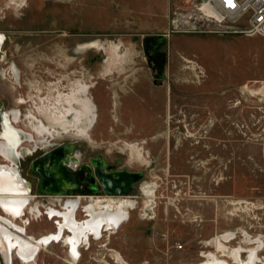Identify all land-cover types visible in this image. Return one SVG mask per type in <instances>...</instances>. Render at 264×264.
Masks as SVG:
<instances>
[{"label":"rangeland","instance_id":"obj_1","mask_svg":"<svg viewBox=\"0 0 264 264\" xmlns=\"http://www.w3.org/2000/svg\"><path fill=\"white\" fill-rule=\"evenodd\" d=\"M204 1L0 0V33L10 36L0 43L4 112L33 137L23 135L28 154L14 160L22 173L63 141L75 144L82 163L99 157L143 173L116 195L83 187L40 196L33 187L25 216L8 217L32 242L57 234L59 218L46 211L63 210L67 197L81 196L73 217L80 223L98 199L133 203L120 226L89 236L76 260L68 245L50 240L33 264H205L211 255L239 264L214 246L216 236L227 249L239 247L243 261L258 242L256 264H264V37L202 18ZM157 39L162 44L152 45ZM66 73L71 90L80 80L88 87L79 96L94 104L85 137L75 133L72 112L68 132L46 112L68 106L53 90ZM1 166L11 162L0 154ZM5 247L0 240L2 264ZM12 264L25 263L13 253Z\"/></svg>","mask_w":264,"mask_h":264},{"label":"bare ground","instance_id":"obj_2","mask_svg":"<svg viewBox=\"0 0 264 264\" xmlns=\"http://www.w3.org/2000/svg\"><path fill=\"white\" fill-rule=\"evenodd\" d=\"M2 39L3 36L0 34V43L2 42ZM87 87L88 86L86 84L76 82L74 83V87L70 93L65 96L64 94H59V96H57V103L62 101L67 103L68 106L65 110L59 109L54 105L47 108L46 112H49V119L52 124L63 129L64 132H68L65 127L68 123L66 120V114L72 112V114H74L73 125L75 127V133L83 137L88 135L87 130L94 122L96 114L91 98L86 95L85 98H81L79 96L80 92L86 94ZM73 103L78 104L80 109H73V106L71 105ZM81 122L87 123L85 128L79 126ZM40 126L39 131L52 136V132L48 126L43 124H40ZM5 129L6 130L2 134L3 138L0 141V154L4 158L12 160L19 154L15 149L19 142L18 139L12 138L13 136L9 131H7L6 125ZM2 136L0 135V138ZM26 138L30 140V136H26ZM35 168L40 170L41 166L36 163ZM59 184L62 183L60 181L54 182L45 178L41 184V189L46 192H56L64 189L65 186ZM27 192V182L20 178L15 169H12V167L9 166L0 167V208L4 213L3 215L0 214V237L2 242L6 245L5 250H3V260L5 264H12L13 253L23 263H33L36 255L44 246L49 244L50 240H52V242L62 241L68 245L69 255L76 260L80 255L79 247L88 241L89 236L97 238L101 235L103 230L109 231L118 227V225L128 217L129 213L126 210L128 209V206L130 207L133 205L131 201L126 199L114 200L113 198H108L104 201L98 199L94 202V204L90 203V205L86 206L85 210L89 211L90 217L85 222L80 223L78 219H73L75 210L78 207V200L66 199L63 210L49 207L46 211V214L49 217L59 218L57 234L52 232L51 234L53 235L50 237H46L38 242H32L21 235L25 233L26 228L18 226L12 221L17 220L24 215L25 209L29 205L30 199L32 198V194H28ZM9 226H12L14 230L10 229ZM65 231L68 233L65 234ZM227 235L224 234L222 238L227 239ZM212 241L218 250L222 249L227 251L226 254L232 258L234 263L256 264V262H259V258L257 257V246H259L258 242H256V247H252L247 250L249 253L248 259L243 261L239 258V252L241 251L239 247L227 249L218 236H216ZM205 264L228 263H225L224 261L219 260L216 256L211 255L207 256Z\"/></svg>","mask_w":264,"mask_h":264},{"label":"water","instance_id":"obj_3","mask_svg":"<svg viewBox=\"0 0 264 264\" xmlns=\"http://www.w3.org/2000/svg\"><path fill=\"white\" fill-rule=\"evenodd\" d=\"M77 154L78 152L72 143H64L55 147L46 155L35 159L31 165V172L40 179L36 188L37 192L42 195H74L75 189L77 188V181L73 171L67 165L71 167L76 165L78 161ZM36 163L41 166L40 170L35 168ZM16 171L20 178L27 182V193L31 194L33 189L32 182L23 176L17 168ZM94 175L98 179L102 190L111 195L127 192L130 186L141 178L139 173L128 172L126 170L105 172L99 165L94 169ZM45 178L54 182L60 181L62 184L59 185L65 186L64 189L56 192L42 190L41 184ZM0 264H2L1 261Z\"/></svg>","mask_w":264,"mask_h":264},{"label":"flooded vegetation","instance_id":"obj_4","mask_svg":"<svg viewBox=\"0 0 264 264\" xmlns=\"http://www.w3.org/2000/svg\"><path fill=\"white\" fill-rule=\"evenodd\" d=\"M1 34V33H0ZM3 38H9L10 36L7 35V34H2ZM152 45L156 46L158 44H162V40L161 39H157L155 42H152L151 43ZM10 58V57H9ZM5 63H9V61H4V64ZM0 64H1V61H0ZM12 70H16V67H15V63L12 61ZM73 72H74V69H72ZM72 70H69L72 71ZM86 73V72H85ZM54 77V76H53ZM82 77L84 78L83 80H85V76L82 75ZM55 78V77H54ZM81 79V78H80ZM63 80H67L65 83L63 82ZM76 81H79L81 82L80 80H76ZM73 81H70L69 80V75L66 73L65 76H63L62 78H56L54 80L53 83H55L56 85L53 87V90H57L58 89H61V93L63 94H68V92L70 91L71 92V87L69 86V84H71ZM64 91V92H63ZM0 102H1V108H0V134L2 136V134L4 133V131L6 130L5 129V125L7 126V131H9L11 134H12V138H15V139H18V144L16 145V151L19 153L17 156H21V150L28 154V151L27 150L28 148L27 147H24V146H19V144L22 142V138L24 137L23 135L26 136H30V140L33 138L32 135L30 134H26L27 132H25L24 130L20 129V128H16L13 123H16V121H14V118L12 116V111L11 112H4V106H5V101L3 99V97L0 95ZM16 111V110H15ZM4 112V113H3ZM17 112V119L19 120L20 118V114L19 113L20 111H16ZM4 114V115H3ZM4 117V119H3ZM70 118H71V115H70ZM9 123V124H8ZM12 127V128H11ZM4 128V129H3ZM17 132V133H16ZM21 137V138H20ZM3 136L0 138V141L2 140ZM27 139V138H26ZM64 143H72L74 146L75 144L71 141H63V142H60V143H57V144H54L52 147L48 148L47 150L43 151L40 155H37L36 157H34L33 159L30 160L29 164H28V167L26 168L27 169V173L23 174L22 171V167L19 168V165L18 163L16 162L15 163V159L13 158L12 160L8 159L10 162H11V166L12 169H15L16 168L20 171V173L22 175H24L26 178H28L32 184H33V187H35V189L37 188V184L39 182V178L37 176H35L32 172H31V165H32V162L41 157L42 155H46L49 151H51L52 149H54L55 147L61 145V144H64ZM20 147V148H19ZM75 149H76V146H75ZM77 158H78V161L76 163V165L74 167H71L70 165H67L74 173L75 175V179L77 181V188L75 189V193L77 191H81V189L83 187H87L89 188L90 190H93V191H97L101 188L100 184H99V181L98 179L95 177L94 175V169L97 167V165H99L100 168H102L105 172H110V171H123V170H126L128 172H133V173H139L141 175V178L143 177V173L141 171H135V170H129L127 168H124V167H119V168H116L117 166L113 163H110L109 161L107 160H103L101 158H90L89 160V164H86V163H82L81 160H80V157L78 156V154L76 155ZM14 162V163H13ZM15 167V168H14ZM24 172V171H23ZM26 174L29 176L27 177ZM31 176V177H30ZM141 178L136 181L135 183H133L129 190L130 191L132 189V187L138 183ZM76 185V184H75ZM37 191V190H36ZM103 191V190H102ZM127 191V192H128ZM71 193V191H69ZM105 192V191H103ZM38 193V192H37ZM107 193V192H105ZM39 194V193H38ZM109 194V193H108ZM40 196H44L42 194H39ZM33 197V195H31ZM46 196V195H45ZM56 196H61V195H56ZM70 196V195H69ZM81 196H75L74 198L72 197H67V199H76V200H79ZM31 200V199H30ZM104 200V199H103ZM63 208V207H62ZM86 208V207H85ZM24 216H25V213H24ZM75 217V216H74ZM29 223V222H28ZM27 223V224H28ZM24 224V223H23ZM10 227V226H9ZM11 229L14 230V228L10 227ZM23 237H25L24 234H21ZM26 238V237H25ZM0 240H1V237H0ZM34 263V262H33ZM32 263V264H33Z\"/></svg>","mask_w":264,"mask_h":264},{"label":"built area","instance_id":"obj_5","mask_svg":"<svg viewBox=\"0 0 264 264\" xmlns=\"http://www.w3.org/2000/svg\"><path fill=\"white\" fill-rule=\"evenodd\" d=\"M198 10L227 30L264 37V0H205Z\"/></svg>","mask_w":264,"mask_h":264}]
</instances>
